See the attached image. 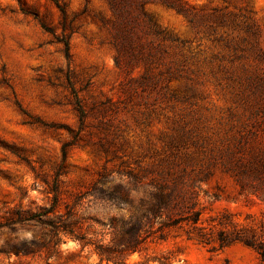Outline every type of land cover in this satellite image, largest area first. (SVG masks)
Masks as SVG:
<instances>
[{
    "label": "rangeland",
    "instance_id": "obj_1",
    "mask_svg": "<svg viewBox=\"0 0 264 264\" xmlns=\"http://www.w3.org/2000/svg\"><path fill=\"white\" fill-rule=\"evenodd\" d=\"M172 4L146 5L165 38L154 40L149 71L127 75L115 63L106 0H0V264H114L98 245L121 264H264L239 244L210 251L164 231L160 218L127 230L152 179L170 171H213L196 184L202 196L221 195L205 199L206 218L228 210L243 220L248 211L220 171L223 154L240 132L256 131L264 145V0ZM59 171L56 213L43 218L85 241L43 222L8 221L18 210L50 209ZM130 175L141 177L135 209L119 200Z\"/></svg>",
    "mask_w": 264,
    "mask_h": 264
},
{
    "label": "trees",
    "instance_id": "obj_2",
    "mask_svg": "<svg viewBox=\"0 0 264 264\" xmlns=\"http://www.w3.org/2000/svg\"><path fill=\"white\" fill-rule=\"evenodd\" d=\"M106 1L112 13V18L106 25L110 32L111 42L116 49V66L127 75L141 66L149 71L155 64L154 40L165 38V31L159 28L146 11V5L150 0ZM162 1L167 7H175L172 0ZM135 9L138 13H135ZM60 11L65 17L66 10L60 7ZM42 27L47 30L43 23ZM62 43L65 46V58L70 61L68 37ZM69 85L75 93L70 81ZM76 111L81 119L85 117L86 113L80 101L77 102ZM238 135L234 147L224 152L223 156L227 161L222 164L220 171L234 183L235 201L241 203L248 211L243 220L239 221L237 215L228 210L223 211L217 217L206 218L205 199L218 200L221 195L204 191V196H202L196 184L210 179L215 174L213 171H170L161 173L158 178L152 179L151 187L154 191L150 197L143 199V204L138 209H135L132 193L141 177L130 175V181L120 184L122 193L119 200L138 212L137 223L128 226L127 230L137 233L142 229L143 221L160 218L164 219L162 224L164 231L180 232L188 240L208 247L210 251H223L239 244L254 251L264 262V145L256 131H249L247 134L240 132ZM250 139L258 144L254 143L249 148L245 147L249 145ZM66 147L63 148V159L67 157ZM61 176L62 172H57L55 186L51 188L54 203L50 209L41 216L32 211L18 210L8 221L12 224L43 222L57 231L59 235L63 233L76 241H85L70 228L69 224L57 228L53 222L43 218L56 213L60 193L58 184ZM70 213L71 217H74L75 213L68 210L67 214ZM89 244L87 242L86 246ZM95 250L102 261L121 264L111 257L110 248L98 245L95 246ZM126 251L136 252L137 250L130 247Z\"/></svg>",
    "mask_w": 264,
    "mask_h": 264
}]
</instances>
